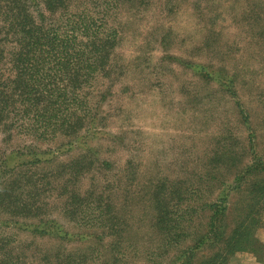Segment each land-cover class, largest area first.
<instances>
[{
    "label": "rangeland",
    "instance_id": "rangeland-1",
    "mask_svg": "<svg viewBox=\"0 0 264 264\" xmlns=\"http://www.w3.org/2000/svg\"><path fill=\"white\" fill-rule=\"evenodd\" d=\"M76 22L95 72L0 118V264H200L219 228L253 236L220 264L264 261V0L0 1V78Z\"/></svg>",
    "mask_w": 264,
    "mask_h": 264
},
{
    "label": "trees",
    "instance_id": "trees-1",
    "mask_svg": "<svg viewBox=\"0 0 264 264\" xmlns=\"http://www.w3.org/2000/svg\"><path fill=\"white\" fill-rule=\"evenodd\" d=\"M0 1L7 2V6L10 10L11 8H17L20 4V0ZM17 13L18 14L12 12L11 15H18L21 20H25V16L21 11H18ZM92 23L93 22H76V25H73L70 28L71 33H67L66 35L63 34L62 37L57 33L54 35L42 34L36 38H32L30 44L32 45V49L30 48L25 53L23 52L24 57L19 59H17V57L15 58V60L18 61V67L22 68V74L16 79L17 81H14L13 83V80L11 79L9 80L7 78L6 80H3L0 78V118L3 119L9 114L8 111L14 104L13 97L15 94L21 97V103L24 109L22 111L27 113L32 111L34 107H37L36 105L40 103L45 96L50 100L52 98L54 99L50 103H56L61 98H64V102L70 101L69 93L65 86L68 85L74 88L77 86L76 83L80 80L77 78L73 79L71 76L72 72H75L76 69L80 67L81 63H87L86 68L88 69L87 73L82 77L87 78L88 75L95 72L97 66L96 64H93L94 61L91 60L89 55L90 53L94 54L96 51H101L108 43H94V46H92L90 42L83 40L85 38L78 36L77 31L80 30L84 35L90 37L89 32L92 30ZM85 56H87V58H84ZM4 57L5 55L0 51V61H2ZM207 75L209 76L210 73L207 72ZM72 103L74 104V102ZM79 106L80 105L77 107ZM36 114L37 116L45 118L43 112L36 111ZM51 117L53 116L51 115ZM247 167L252 169L255 165ZM241 177L242 176H239L240 179H242ZM239 183L241 182L239 181ZM228 198V196L223 197L222 199H224V203L222 204L212 205L216 206L213 210L214 214L219 218L218 225L215 222H211L213 234L214 230H216V226H221V221H224V218L228 215V210L230 208V204L227 200ZM218 230L221 234L226 232L225 229L219 228ZM221 234L218 235L219 239H214V235L213 238L211 235H204L199 238L197 245H195V249H200L205 245L208 246V244L217 248L215 255L213 253L211 258L199 262L200 264H220L221 260L225 259V256L232 252L237 250L245 251L244 249H247L249 252L251 250V242H253L252 230H247L237 236L233 233L232 236L226 237L229 238L228 240ZM218 242H221V244L219 245ZM243 243H245V246H243ZM185 255L188 256L187 252H185ZM187 256H185V259Z\"/></svg>",
    "mask_w": 264,
    "mask_h": 264
},
{
    "label": "crops",
    "instance_id": "crops-1",
    "mask_svg": "<svg viewBox=\"0 0 264 264\" xmlns=\"http://www.w3.org/2000/svg\"><path fill=\"white\" fill-rule=\"evenodd\" d=\"M206 76L208 77L207 73H206ZM247 254L249 255V257L252 256L253 258H255V261H250L251 263H253V264H264V261L259 262V261L256 259V257H254L252 254H250V253H248V252H247Z\"/></svg>",
    "mask_w": 264,
    "mask_h": 264
}]
</instances>
